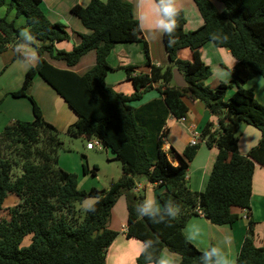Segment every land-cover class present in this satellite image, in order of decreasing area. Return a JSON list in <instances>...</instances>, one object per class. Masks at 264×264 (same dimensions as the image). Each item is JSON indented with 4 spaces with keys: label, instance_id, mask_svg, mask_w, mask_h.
Here are the masks:
<instances>
[{
    "label": "trees",
    "instance_id": "trees-1",
    "mask_svg": "<svg viewBox=\"0 0 264 264\" xmlns=\"http://www.w3.org/2000/svg\"><path fill=\"white\" fill-rule=\"evenodd\" d=\"M193 0L202 18L197 28L185 31L179 10L176 27L162 34L167 64H152L138 18L128 0H89L73 4L69 12L83 31L52 22L42 10L41 0H0V7L23 16L24 25L0 16V52L9 44L22 43L19 31L27 28L38 44H30L37 61L25 74L14 97H27L33 118L13 119L0 130V210L8 194L17 201L8 208V219L0 220V264H106V251L118 232L109 227L111 209L119 196L126 204L125 236L143 242L134 264H158L164 249L176 253L174 264H215L213 246L197 249L185 236L187 220L197 210L215 225L231 224L240 217L233 209L250 206L255 161L264 166V105L252 88L243 85L260 76L264 81V0ZM157 3V0H155ZM78 40L70 50L57 49L56 42ZM210 41L226 48L235 60L232 82L206 84L211 68L199 57L198 49ZM28 43L26 40L23 43ZM141 42L149 72L135 73L136 66H122L131 82L130 93L115 91L105 78L111 66L107 56L117 43ZM189 48L191 60L178 51ZM94 53V64L83 72L74 68L81 58ZM177 67L186 82L176 86L172 69ZM39 75L67 103L77 119L66 127L69 137L97 139L120 160L121 176L107 188L78 187L77 175L58 165L62 147L60 131L43 117L30 94L33 78ZM156 86L160 98L141 105L133 103ZM234 94L225 99L227 88ZM185 98L197 99L212 118L202 126L199 139L217 150L202 191L189 188L186 173L199 144H188L181 154L163 149L168 133V116L182 118L188 111ZM216 119V121H214ZM260 131L258 142L246 154L238 151L239 125ZM174 153V156H173ZM172 157L177 163H172ZM83 172L95 175L82 165ZM140 179L163 184L157 192L161 206L172 202L179 208L175 220L154 223L138 215L144 194L134 191ZM91 198L85 208L81 204ZM29 236V243L20 246ZM145 242L150 246L145 248ZM205 253L209 257L205 259ZM235 264H264V245L255 243L252 222L236 254Z\"/></svg>",
    "mask_w": 264,
    "mask_h": 264
},
{
    "label": "crops",
    "instance_id": "crops-1",
    "mask_svg": "<svg viewBox=\"0 0 264 264\" xmlns=\"http://www.w3.org/2000/svg\"><path fill=\"white\" fill-rule=\"evenodd\" d=\"M128 1L132 3L134 15L138 18L143 38L148 46L150 62L155 65L165 66L167 64V56L164 50L162 33L156 31L152 23L154 19L153 10L156 7L155 0ZM191 1L193 0H175V6L178 10L183 12L185 17L183 26L185 31L193 30L202 24L201 15L198 10H194L196 6L194 7ZM88 2L89 0H41L40 6L52 22H65L62 24L69 28H74L77 31H83L81 24L72 20V18L75 19L74 17L71 15L68 17L65 16L73 4L79 3L81 5H86ZM60 18L64 20L61 21ZM77 40V36L72 33L69 40L56 42L55 47L57 49L70 50ZM32 42L38 44L35 38ZM25 44L30 43L22 42L23 46H25ZM196 50L198 51L200 59L211 68V75L206 80V84L210 87H214L219 82L231 85V69L235 60L229 50L217 47L210 41L203 43ZM17 51L18 50H15L16 57L9 51L0 54V61L3 62L2 64L5 63V66H7L16 63V60L23 59L24 54ZM29 54V62L35 65L37 61L35 49ZM178 56L182 59L191 60L193 51L189 48H182L178 51ZM107 62L111 66V69L107 71L105 80L112 85L114 89L120 86L118 90L122 93H129L133 90L131 82L125 79L126 74L122 66H136L134 72L137 74L149 72V67L145 66V54L141 42L117 43L107 56ZM93 64L94 53L89 52L81 58L74 69L77 72H83ZM37 76L38 75L33 78V81L37 79ZM261 80L263 81L262 77ZM261 80L255 76L246 81L243 86L252 88L255 99L264 105V99L258 97L256 91L257 88H259V90L264 93V81L262 82ZM33 81L30 92L41 108L43 117L46 121L53 124L56 128H66L77 119V115L71 110L67 103L54 90H51V88L45 84L46 82L44 80V82L41 80L37 82L39 86L38 94L39 91H42L38 95L40 97L37 99L34 93H32L34 89ZM157 85L158 83L154 84L152 89L145 91L142 94V99L133 104L138 106L154 98H160V94L156 89ZM234 91L235 87L233 86L227 88L224 98L229 99L234 94ZM42 96H45L46 101L39 99ZM14 98L27 99L26 97ZM185 102L188 106V111L183 117V120L172 116H168L166 120L168 133L163 139L162 146L165 151L172 147L175 153L181 154L183 149L189 144V140L192 138V132L197 131L200 133L202 126L207 120L212 118L201 101L185 98ZM25 105L26 104H23V106L18 107V104L16 106L9 104L4 108L0 104L1 111L4 110V121L0 124V130L13 119H32V104L29 103L27 107ZM214 121H216V119H214ZM81 137L85 138L84 136ZM259 137L260 131L256 127L244 124V126L239 129L237 143L238 151L241 154L248 153L258 142ZM199 140L198 138L197 143L199 144V148L194 158L189 162L186 173L187 185L190 189L195 191H202L204 189L217 153L215 147L209 148L204 142ZM172 160L177 163L175 157ZM135 188V192L141 193V191H143L145 198H153L157 201L158 206H161L157 199V192L163 190V184H150L145 179H140ZM123 210L125 213L124 217L122 216ZM233 211L239 213L240 217L231 224L223 225L212 224L203 214L193 215L187 220L183 232L187 239L199 250H206L213 246V248L216 249L218 257L223 261H227V264H235L236 254L240 249L248 229V221L252 222V228L255 233V243L257 245H264V166L256 161L252 177L250 206L247 210L235 208ZM117 212H119V227L111 224ZM126 214L125 198L121 195L111 209L108 225L111 229L116 230L118 234L107 248L105 258L106 264H134L136 256L144 247L142 241L136 238H127L125 236ZM244 214H246V217ZM177 258L178 255L176 253L164 249L160 255L158 264H174V260Z\"/></svg>",
    "mask_w": 264,
    "mask_h": 264
},
{
    "label": "rangeland",
    "instance_id": "rangeland-1",
    "mask_svg": "<svg viewBox=\"0 0 264 264\" xmlns=\"http://www.w3.org/2000/svg\"><path fill=\"white\" fill-rule=\"evenodd\" d=\"M210 1L213 2L214 5L220 6V3H218L216 0H210ZM191 4L195 7V4L193 1H191ZM194 10L197 11V8L195 7ZM69 15H71L70 12H68L65 17H68ZM0 16H6L8 19L14 18L16 20V25L19 27L21 25H24L25 23L23 16L15 17L14 11L7 10L6 5H3L0 7ZM60 19L61 21L64 20L63 18H60ZM75 19L72 18V20H74L75 22L76 21L79 22L77 19L76 20ZM62 23H65V22H62ZM24 31H28V30L25 27L21 28L19 31L20 32L19 35ZM15 50H18L20 53L22 52L24 54V58L16 60L15 61L16 63L9 64L7 66H5V63L2 64L3 62L0 61L1 62V66H0V104L4 108H6L9 104H12L14 106L18 104V107H21L23 106V104H26L25 106L27 107L28 104L31 103L27 97H26L27 99H24V98L16 99L12 97V95H10V92L15 91L20 88V86L22 85L24 81L26 72L31 66L34 65V64H31V62H29L30 60L29 53H31L34 50V48L30 44H25V46H23L22 43L9 44L6 46L5 49H3L0 52V54L9 51V52H12V55H14V57H16ZM257 78L261 80L260 76H257ZM40 80L44 82L42 78L38 75L37 79L33 81L34 89L32 93H34L37 99L38 97H40L38 95L42 92V91L41 92L39 91V94H38L39 86L37 82H40ZM45 84L49 88H51V90H54L52 89V87H50V85H48L47 83ZM232 84L234 85L233 82ZM118 89H120V86L119 87L117 86L114 90L119 91ZM256 91H257L258 97H260L261 99H264V93H262L259 90V88H257ZM39 99L46 101L45 96H42ZM141 99L142 97L140 98V100ZM3 111H1V108H0V124L4 121ZM242 126H244V123H241L239 125V129H241ZM65 129L66 128H63V127L58 128V130L60 131L62 142H63L62 147L58 151V165L62 167L63 169H66L77 175L78 187L80 189L88 190L90 187H96L98 189L107 188L110 182L117 180L121 176L120 160L114 158L113 154L110 152L108 148L103 147L102 144H100V147H94L91 149L86 148V143H87L86 138L69 137L66 135ZM164 138L165 137H162V140ZM91 140H95V138H91ZM85 163L87 164L90 170L95 168V175H92V173L90 172H87L86 174L83 172L82 165ZM141 193L144 194L143 191H141ZM16 201H17V197L14 194L7 195V197L3 201L2 208L0 210V220L9 218L8 208L12 206ZM92 201H93L92 199H86L81 204V206L85 208ZM124 215L125 213L123 210L122 216L124 217ZM111 224L116 225L118 227L120 226L119 212L116 213L115 218L112 220ZM28 243H29V236H26L21 242L20 246H26L28 245Z\"/></svg>",
    "mask_w": 264,
    "mask_h": 264
},
{
    "label": "clouds",
    "instance_id": "clouds-1",
    "mask_svg": "<svg viewBox=\"0 0 264 264\" xmlns=\"http://www.w3.org/2000/svg\"><path fill=\"white\" fill-rule=\"evenodd\" d=\"M154 19L152 20L153 26L156 31L162 34H170L176 27V17L179 10L175 6V0H157L156 7L153 10ZM21 40L25 39L28 43L33 41V36L29 31H24L21 34ZM179 214V208L172 202L158 206L157 201L153 198H145L139 204L138 215L141 218L147 217L154 223H160L165 218L175 220ZM150 246L149 242H145V248ZM205 259L209 257V253H205ZM211 255L217 256L216 264H227L218 257L216 249H211Z\"/></svg>",
    "mask_w": 264,
    "mask_h": 264
},
{
    "label": "built area",
    "instance_id": "built-area-1",
    "mask_svg": "<svg viewBox=\"0 0 264 264\" xmlns=\"http://www.w3.org/2000/svg\"><path fill=\"white\" fill-rule=\"evenodd\" d=\"M179 119L183 120L184 118L182 117V118H179ZM198 137H199V133L197 131H193L192 132V138L189 140V144L190 145L196 144ZM100 144L101 143L97 139H95V140H91L90 139V140H87L86 148L91 149V148H94V147H100ZM134 189H136V188H134ZM197 212H198V214H202L201 210H199V209L197 210ZM244 216L246 217V214H244Z\"/></svg>",
    "mask_w": 264,
    "mask_h": 264
},
{
    "label": "water",
    "instance_id": "water-1",
    "mask_svg": "<svg viewBox=\"0 0 264 264\" xmlns=\"http://www.w3.org/2000/svg\"><path fill=\"white\" fill-rule=\"evenodd\" d=\"M172 79H173V82L176 86L182 87V86H185V84H186L184 77L182 76L180 71L177 69V67H174L172 69ZM175 160L177 161L176 158H175ZM172 161H173L172 163L175 162L174 160H172Z\"/></svg>",
    "mask_w": 264,
    "mask_h": 264
}]
</instances>
